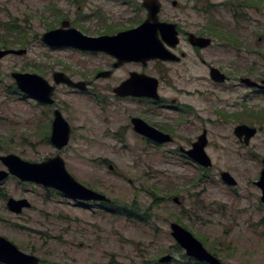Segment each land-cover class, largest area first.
Returning a JSON list of instances; mask_svg holds the SVG:
<instances>
[{
    "label": "rangeland",
    "instance_id": "1",
    "mask_svg": "<svg viewBox=\"0 0 264 264\" xmlns=\"http://www.w3.org/2000/svg\"><path fill=\"white\" fill-rule=\"evenodd\" d=\"M84 1L85 5L70 0H0V39L6 37L10 48H26L25 54L0 59L3 152L33 159L57 151L48 144L47 121L41 126L42 111L47 108L17 89L12 71L34 72L52 83L54 70L78 79L79 72L91 74L103 66L102 56L52 50L40 42L41 32L56 20L48 7L64 14L80 4V12L85 14L99 7L110 20L145 15L143 11L134 13L131 4L118 0ZM176 1L177 7L171 0L162 3L161 19L176 21L188 31L217 26L231 32L239 50L222 48L219 39H213L205 54L211 62L219 58L234 78L247 72L253 79H264V0L259 8L238 6L236 0ZM5 24L16 29L7 31ZM195 61L189 56L182 65L151 63L148 72L158 78L157 69L162 75L159 93L168 101L175 97L191 104L199 119L165 108L144 111L143 104L115 100L103 87L107 83L100 81L93 89L94 98L64 85L55 94L73 127L68 144L60 151L67 170L82 184L106 195L112 208L132 206L143 219L97 204L80 205L63 195L54 203L34 199L37 210H24L18 217L3 207L0 197V235L38 256L40 264H156L165 254H171L173 260L187 258L170 235V222L175 221L225 264H264V205L255 184L264 158V122L256 119L264 111V95L252 92L246 101L243 94L248 88L232 87L233 82L213 85L205 67ZM132 67L136 68L128 65L124 69ZM136 114L156 124H168L175 145L145 141L130 125L129 117ZM241 122L258 128L248 145L233 134L234 126ZM203 128L207 131L206 152L212 160L207 169L175 152L177 145L188 148ZM221 170L230 172L237 184H224ZM13 185L8 182L7 188Z\"/></svg>",
    "mask_w": 264,
    "mask_h": 264
},
{
    "label": "water",
    "instance_id": "2",
    "mask_svg": "<svg viewBox=\"0 0 264 264\" xmlns=\"http://www.w3.org/2000/svg\"><path fill=\"white\" fill-rule=\"evenodd\" d=\"M143 5L147 10V18L137 27L121 31L114 35H106L99 37H88L81 34L78 30L69 28L52 29L46 31L42 35L44 42L51 46H73L81 49L103 51L117 59L115 66L126 61L135 60L145 63L146 60L153 58L167 59L171 56V52L166 49L157 37L158 31L163 34V38L171 42L175 38L176 30L175 24L161 22L158 19L160 10L159 0H143ZM209 38L197 37L194 44L205 46L209 43ZM25 49H0V58L9 53L23 54ZM108 72L103 71L97 76H107ZM18 88L39 101L51 103V95L53 86H50L45 78L30 72H11ZM210 76L214 80H223V74L215 68H211ZM53 78L56 83H65L71 87L84 89L86 82L71 81L63 72H54ZM248 86H259L264 88V81L260 85L250 78L242 79ZM158 81L155 77L147 76L145 74L131 73L130 77L117 86L114 91L118 95H144L148 97L157 98ZM132 123L134 130L146 137L157 142H165L170 140L168 134H164L158 129L148 125L140 118L133 117ZM234 134L245 145L249 144L250 139L257 133L255 126H250L244 123L237 124L233 129ZM70 133V127L66 120L63 119L60 112L56 110L55 119L51 133V141L62 148L67 144ZM207 144L206 130L198 136L192 143L188 150H184L189 158L200 164L203 167H210L212 161L207 154L205 147ZM4 164L8 167L9 172L16 175L19 179L24 181H34L47 187L58 189L64 196L73 200L82 202L105 201L110 199L96 190H93L82 183L78 182L72 177L65 168L64 160L57 154L55 157L49 158L44 162H28L21 159L14 154H8L0 157ZM7 173L0 170V179ZM221 180L229 186L237 184L236 179L226 170L220 173ZM255 184L261 190L260 199L264 205V158L262 159V169ZM173 201L178 203V197L174 196ZM26 200H16L9 198L7 206L10 210L19 212L23 206H27ZM170 235L175 242L184 250L188 257L196 261L204 262L206 264H225L216 255L208 251L202 242L197 239L189 230L182 225L173 221L170 222ZM173 256L165 254L159 257L158 261L167 263L171 261ZM0 263L3 264H38L39 257L21 251L17 246L0 236Z\"/></svg>",
    "mask_w": 264,
    "mask_h": 264
},
{
    "label": "flooded vegetation",
    "instance_id": "3",
    "mask_svg": "<svg viewBox=\"0 0 264 264\" xmlns=\"http://www.w3.org/2000/svg\"><path fill=\"white\" fill-rule=\"evenodd\" d=\"M70 1L72 3L81 1L82 5H85V3H87V1H84V0H70ZM118 1L124 2V4H126V5L131 4L133 6L134 13H136V12L139 13V12L143 11L145 13V15L141 16V15L137 14L135 16H129L128 19H125V20L122 19V18L110 20V19H107L106 16L102 14V9L99 8V7H96L90 14L89 13L85 14V13H81L80 12L81 4L78 5L77 9H72V10L67 11L66 14H64L65 11L61 12L57 8L55 9L53 6L52 7H48V11L50 13H52V15L54 14L56 16V20L53 23L48 24L47 27L48 26L49 27L47 29H44V31L41 32V34L39 36L40 42L43 45L51 48L52 50L70 49L73 52H76V53H79V54H82V55H87V56H90V57H92V56H102L103 59H104L103 66L94 69V71H92L91 74H87V73H84V72H79L78 73V79H74L72 76L68 75L67 73H65V72H63L61 70H54L51 73L52 83L48 79H46L44 76L38 74V75L42 76L43 78H45L50 86H53V91H52V95H51V99H52L51 103H46V102L39 101L38 99L30 96L28 93L20 90L18 88L14 78L11 76V73H10V76L13 78L14 83H15V85H16L18 90L23 92L25 96L30 97L31 99L35 100L39 105L47 108L46 112L44 110L42 111L41 120H40L41 121V126H43V123L47 121V129H48V131H47V135L46 136H48L47 137V140L49 142L48 144H51L57 151L53 155L45 156L44 154H42V155L37 154L36 155V156H38L37 158L27 159L25 157H22L21 155H18V154L12 153V152H6V151L3 152L4 146L0 143V157L8 155V154H14V155H17L21 159H23L25 161H28V162H44V161H46L49 158L55 157L57 154H59L61 156L60 151L68 144V142L70 140V136H71L72 131H73L72 130L73 127L70 124V121L68 119H66L65 116L63 115V112H62L61 106H60V102H57V100L55 99V94L57 92L58 87L59 86H63V85L66 88H69L71 91H79V92L90 93L88 95H90L91 97L94 98L95 96L93 95L94 94L93 89L96 87L95 86L96 83L100 81V82L107 83V84H103V87L111 94L110 97L115 99V100H119V101L131 100V101H134V102H136L138 104H143L145 106V110L144 111H150L151 112L155 107H156V109L165 108V109H168L170 111L181 112L184 115H186L187 113H190V114H192L193 116H195V117H197L199 119L200 118L199 117V112L196 111L195 107L192 106L191 104L181 102L178 98H175V97L171 98L168 101L165 96H162L159 93V83H160L159 77L162 76V75H161V73H159L157 71V69H155V71L158 74V78L153 76V75H151L148 72V67H150L149 65L151 63L152 64L153 63H155V64L164 63L166 65H169V64L182 65L185 61H187L189 59V56H192L193 57V61H195V59H196L197 61H199V63H201L205 67V69L207 70L210 82L213 85H215V84L221 85V84H224L226 82H228V83L229 82H231V83L233 82L232 83V87L241 86L243 88H248V92L243 94V96L246 98V101H247L248 95H251L252 92L261 93V94L264 95V88H261L259 86H248L242 80L244 78H250L251 80H253L256 83L261 85L263 83V81H264L263 78L253 79V78H251L249 76V74H247V72H245V74L236 75L235 78H234L229 71H226L224 69V66H222V62L219 61V58L217 60L211 62V60L208 58V55L205 54V50L208 49L214 43L213 39L214 40L219 39V41L217 43L219 45H221L222 48L233 50V51H236L237 49L239 50V46L234 44L231 32H229V31H220V29L218 27H217L216 31H209L207 29L203 30V31L183 30V27L180 26L179 23H177L176 21L167 20V19H161L160 18L159 15H160V12H161L162 3L164 1H166V0H159V2H160V10H159V13H158V19L161 22H167V23L175 24L176 34H175V38L171 42L166 41L163 38V34L160 33L159 31H158L157 37L160 40L161 44L172 53L171 56L169 58H167V59L153 58V59L146 60L145 63H142L141 61L130 60V61H126L124 63H121V64L115 66L114 64L117 62V59L115 57H113L112 55L106 53V52L81 49V48H78V47L67 46V45L51 46V45H49V44H47L46 42L43 41L42 35L46 31H49V30H52V29H64V30H67L69 28H73V29L78 30L81 34H83L85 36H88V37H99V36H106V35L111 36V35H114V34H117V33L121 32V31H126V30H129V29L137 27L147 18V10H146L145 6L143 5V0H118ZM236 2H237V0H236ZM171 4L173 6H176V7L178 6V2L176 0H171ZM234 6L235 5L233 4L232 7H234ZM6 25L7 24H5L4 29L7 30V31L14 30L13 27L16 29V27L13 26V25H9V26H6ZM197 37L209 38L210 39L209 43L207 45H205V46H200L198 44H194L193 43L194 41L197 42L196 41ZM18 42L20 44L19 40H18ZM8 43L9 42H8L6 37L1 38L0 39V49H25V52L23 54L26 53V48H10V45ZM9 54H14V53H9ZM9 54H7V55H9ZM16 55H22V54H16ZM128 65L136 66V68L132 67V68H129V69L125 70L124 67L128 66ZM225 65H226L227 68H230L232 70V68L230 66V63H226L225 62ZM152 68H153V66H152ZM211 68H215V69H217L219 71V73L223 74L224 79L220 80V81L212 79L211 76H210ZM103 71H107L108 75L107 76H97L98 73L103 72ZM12 72H14V71H12ZM17 72H21V71H17ZM54 72H63L73 82H76V81H84V82H86L85 88L84 89H79L77 87H71V86H69V85H67L65 83H56L54 81V78H53V73ZM116 72H120L119 75H116ZM232 72H234V71H232ZM30 73H34V72H30ZM131 73L145 74L147 76L155 77L157 79V81H158V85H157V89H156L158 97L154 98V97H148V96H144V95H118L114 91V89L117 86H119L122 82L126 81L130 77ZM56 110L60 112V114L63 117V119L66 120V122L68 123V125L70 127V133H69L68 142L62 148H57V146L51 141V133H52L53 122H54V119H55ZM45 113H47V118L46 119L44 117ZM245 113L249 114V115L252 114V112H248L247 110H246ZM262 113H264V111ZM133 117L140 118L144 122H146L148 125L158 129L159 131H161L164 134H168L170 136V140L169 141H165V142H157V141H155L153 139H150V138L146 137L145 135H142V134L138 133L136 130H134V126H133V123H132V118ZM179 120H182V119H178V122H179ZM129 121H130V125H131L132 129L134 130V132L137 133L138 135H140L141 137H144L145 141H147L148 143H150L152 145H156V146H158V145L159 146H163V145H169V144L175 145V142H174L175 141V139H174L175 137L173 136V130L171 128L167 127L168 124H166V123H163L164 125L163 124H156V123H153L145 115H138V114L130 116L129 117ZM263 122H264V120H263ZM241 123H243V122H241ZM179 124H181V123H179ZM237 124H240V123H237ZM244 124H247V123H244ZM165 125H167V126H165ZM247 125H249V124H247ZM250 126H253V125H250ZM203 130H206V129L203 128L201 133L203 132ZM257 131H258V128H257ZM233 134H234V132H233ZM199 135H197L196 139L198 138ZM206 135H207V131H206ZM234 136L238 139V137L235 134H234ZM194 141H192L190 143L188 148H185L182 145H177L175 147V152H176V150H178L180 156H182V157H184L186 159L189 158L188 154H186L184 152V150L190 149L191 146H192V143ZM238 141L240 143L244 144L239 139H238ZM206 146H207V144H206ZM30 150L34 151L35 149L30 148ZM205 150H206V147H205ZM62 159L64 160L63 157H62ZM190 160L193 161L192 159H190ZM101 162H103V160H101ZM193 162L195 164H197L198 166H200L202 169H207V168H210L212 166L211 165L210 167H203L200 164L196 163L195 161H193ZM261 163H262V160H261ZM64 164H65V160H64ZM65 168H66V164H65ZM0 170H3V171H5L7 173L3 178L0 179V197L4 201L3 207L8 212H10V213H12L14 215H17L18 217L21 216V214H22V212L24 210H29V209L37 210L36 205L33 202L34 199L38 198L39 200H41L44 203H54V201L56 200L57 196L63 195L58 189H55V188H52V187H47V186H44V185H42L40 183H36L34 181H29V180L24 181V180L19 179L16 175H14L13 173L9 172L8 167L4 164V162L1 160V158H0ZM66 170H67V168H66ZM221 171L219 172V177H220ZM68 173L72 177H74L69 171H68ZM220 180H221V178H220ZM8 182H10V183L14 182L13 187L7 188V183ZM65 197H67V196H65ZM9 198H14L16 200L24 199V200L27 201L28 205L27 206H23L20 209L19 212L10 210L9 207L7 206V202H8ZM73 201H76L80 205L97 204L100 207L106 208L108 210H110V209H109L108 206H106V204H112L111 200L109 202H105V201H102V200L101 201H99V200H96V201L88 200V201H85V202H82V201H79V200H73ZM39 212H40V210H39ZM0 236H2V235H0ZM23 252H25V251H23ZM26 253H28V252H26ZM31 254H33V253H31ZM171 261H169V262H171ZM159 263H161V262H159ZM0 264H3V263H0ZM38 264H40V258H39V263Z\"/></svg>",
    "mask_w": 264,
    "mask_h": 264
},
{
    "label": "trees",
    "instance_id": "4",
    "mask_svg": "<svg viewBox=\"0 0 264 264\" xmlns=\"http://www.w3.org/2000/svg\"><path fill=\"white\" fill-rule=\"evenodd\" d=\"M237 3L239 4L238 6H243V5H249V6H252V7H255V8H259L261 6V0H237ZM212 27H215V24H211ZM14 29V27H13ZM209 31H216L217 30V26L214 28V29H207ZM18 40L21 42L22 41V37L19 36L18 37ZM257 115V114H255ZM254 115V116H255ZM258 117H256V119L258 121H263L264 120V113H260L259 115H257ZM106 206L109 207V209L112 211V212H115V213H120V214H124L125 216L127 217H130V218H133V219H138V220H141L143 218H140L141 216H139L134 210H133V207L130 206V209H127V205L124 204L123 206H117V208H112V204H106ZM172 262V263H171ZM171 262H167V263H162V264H206L204 262H199V261H196L194 260L193 258L191 257H188L185 258L184 260H173ZM156 264H161V263H156Z\"/></svg>",
    "mask_w": 264,
    "mask_h": 264
}]
</instances>
